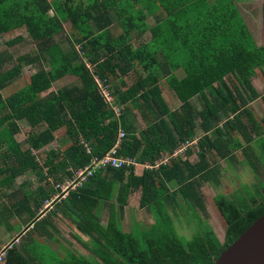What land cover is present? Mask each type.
Returning a JSON list of instances; mask_svg holds the SVG:
<instances>
[{
    "label": "trees",
    "instance_id": "obj_1",
    "mask_svg": "<svg viewBox=\"0 0 264 264\" xmlns=\"http://www.w3.org/2000/svg\"><path fill=\"white\" fill-rule=\"evenodd\" d=\"M147 16L154 17L152 26L147 24ZM162 19L167 28L160 26ZM114 21L118 32L112 30ZM66 22L72 26L70 31L64 30ZM18 28L26 30L35 51L16 57L0 52V90L20 75L23 64L40 66L11 94L2 96L0 92V132L8 127L11 138L19 131L20 120L32 127L43 126L28 134L26 148L20 149L13 141L18 148L0 153V180L7 184L26 170L35 171L41 180L52 179H48L49 188L39 200L25 194L22 201L12 205L21 209L28 206L23 223L33 220L40 204L50 197L49 190L54 193L55 183L72 177L92 155L104 154L114 143L119 127L125 135L118 154L140 163H153L172 153L195 136L198 125L203 131L195 162L177 156L140 172L134 166L107 167L95 170L85 182L69 190L62 203L53 205V211L62 213L87 237L93 255L87 258L67 250L58 264H213L264 213V188L254 195L243 186L237 193L241 210L228 199L215 197L225 222L222 242L207 224L184 242L167 212L168 205L176 206L177 194L204 209L201 184L213 176L214 166L207 160L211 150L226 159L238 146L245 143V148L256 139L259 154L253 153L247 161L254 170L256 162L264 170V121H252L244 111L246 99L256 97L251 78L256 68L264 67V44L254 42L234 0H0V35ZM147 30L151 38L133 45V38ZM58 34L63 37L56 39ZM20 39L18 36L8 42ZM62 40L67 42V49L62 47ZM10 61L14 62L6 68ZM138 66L145 74H137L135 81L126 85L123 77ZM179 69L183 71L181 77L176 74ZM66 75L80 83L50 90ZM93 76L103 81L123 105L119 116L104 102ZM160 79L179 99L177 109L166 103ZM195 96L202 104L200 109L191 101ZM134 110L145 122L141 130L134 124ZM61 127L70 140L68 145L51 148L44 157L38 155ZM190 153L187 150L186 154ZM172 183L174 189H170ZM136 191L138 206L153 217L151 234L143 240L124 231L114 213L110 212L102 224L95 212L100 202L116 203L118 210H123L131 203V196L135 200ZM31 200L33 207L29 206ZM32 228L43 230L48 237L55 230L48 214L34 221ZM21 243L12 241L0 264H35Z\"/></svg>",
    "mask_w": 264,
    "mask_h": 264
},
{
    "label": "rangeland",
    "instance_id": "obj_2",
    "mask_svg": "<svg viewBox=\"0 0 264 264\" xmlns=\"http://www.w3.org/2000/svg\"><path fill=\"white\" fill-rule=\"evenodd\" d=\"M146 22L149 26H152L155 23V19L153 16H147ZM160 26L162 28H167V22L165 21V19H162V21L160 22ZM63 27L65 31H70L72 29V26L69 22L64 23ZM112 30L114 32L120 31V28L117 26L115 21ZM18 36L21 37L20 40H17L13 43L8 42L14 37ZM62 37L63 36H60L59 34L55 36L56 39H61ZM150 38L151 32L147 30L141 36H135L132 40V43L133 45H138L140 43L148 41ZM61 43L64 49L68 48V44L66 41L62 40ZM34 48L35 43L31 40L24 28H18L0 35V52L6 51L13 57H16L17 55L23 53L33 54L35 51ZM13 62L10 61L5 65V67H10ZM39 66V64H23L20 75L17 76L14 81L9 83L2 90H0L2 96H7L8 94H11L16 89L24 85L29 80V76L34 73ZM42 66L48 68V65L46 63H43ZM137 74L144 75L145 72L141 67H136L134 71L123 77L125 84L130 85L131 83H133L136 79ZM176 74L181 77L183 75V71L179 69L176 71ZM79 83L80 81L78 78L72 75H66L55 81L50 90H56L57 88H60L62 86L78 85ZM159 85L168 106L171 109H177L180 101L175 95L174 91L171 88L167 87L164 79H160ZM251 85L254 89L256 97L253 100L246 99L244 111L252 121L261 123L264 121V67L262 69H255L254 75L251 78ZM45 93L46 92H43L41 95H44ZM237 99L239 102H241L238 96ZM191 101L196 105L198 109L202 107V104L197 96L193 97ZM134 124L137 130H141L145 127V122L141 118L139 112L136 110H134ZM18 125L19 131L13 134L11 138L9 137L10 131L7 130L8 127H3L1 129L0 153L4 151H10V149L15 150L18 147L20 149L26 148L28 146L26 142V137L28 136V134L39 130L43 126L37 125L32 127L24 120H20L18 122ZM202 134L203 131L198 125L195 135L200 137V135ZM251 135L253 136V138L256 137L254 134ZM54 136L55 139L53 141L37 151L38 155H42L44 157L49 149H62L65 148L70 142L64 127L56 130L54 132ZM236 137L243 140L240 136ZM9 141H12V143L14 141V143L18 144V147H16L14 143L8 145V143H10ZM244 145L246 144L243 143L241 146H238L232 157L226 159L221 158L215 150L209 151L207 160L211 166H214V170L212 178L208 181L202 182L201 184V193L203 196L202 199L204 204L203 210L193 206L190 202H188V200H185L179 194L176 195V206H167L169 217L182 241L186 242L191 240L196 233L203 231L204 225L207 224L214 231L220 242H222L224 238L225 222L216 205L215 197H218L221 200L228 199L236 206L238 210H241L237 193L241 192L242 188L244 189V187H246L254 195L257 194L256 190L259 193L262 192V187L264 188V184H260V182H264V170L257 162L254 170V167L250 164V162L247 161V157L251 156L253 153L258 156L260 151L259 142L254 139L253 141L249 142V144L245 146V148H243ZM196 149V146L191 147L188 149L191 153L189 155L186 154V157H188L189 161L191 162H195L197 160ZM33 151L36 152V150ZM179 157L185 158V155L183 154ZM251 158H253V155L251 156ZM140 171L141 168L138 167L136 169V172ZM25 177L30 178L31 180L36 179L34 178V173L32 171L26 172ZM174 188L175 185L172 183L170 185V189ZM134 194L135 200L133 199V196H131V203L129 202L130 204L126 205L121 211L118 210L116 203L110 204L100 202V205L95 209V212L97 213L102 224L106 223L109 212L114 213V217L115 219H117V224L124 231H131L132 233H134V235L136 234L140 240H143L147 235L151 234V224L153 223V217L147 209L140 208L138 206V191L134 192ZM65 221V223L68 225L67 220ZM15 222L16 221H14L11 225L10 222L7 221V223L11 225V229L13 231L19 230L17 231V233H20L29 224H23L24 221H22V227H18ZM55 226L56 231H54V235H57L56 240L58 241V244L54 246L56 250L53 249L49 243H47L49 241V238H42L41 234H39V230L31 229V227H29V229L31 230L28 233V238L20 236L23 249L26 250L31 259L35 261V264H58V259L61 257V255H63V250L59 248V246L61 245H63L64 247V252L66 249H70L86 256L87 258L90 257V255L92 254L90 250L91 244L84 234L77 235V237L79 238L77 239L71 232H69L68 229L64 228L59 223L56 222ZM1 232H4L3 225H0V238L2 237ZM11 236V233H7V240H9L10 238L12 240L13 238Z\"/></svg>",
    "mask_w": 264,
    "mask_h": 264
},
{
    "label": "crops",
    "instance_id": "obj_3",
    "mask_svg": "<svg viewBox=\"0 0 264 264\" xmlns=\"http://www.w3.org/2000/svg\"><path fill=\"white\" fill-rule=\"evenodd\" d=\"M208 1L214 2L215 0H208ZM234 3L237 7L240 18L243 20V23L248 29L254 42L257 45L264 44V0H234ZM29 171H32L34 173V178H36L35 180L34 179L31 180L30 178L25 177V173ZM47 178L49 179L50 177L48 176ZM66 178L67 177H65V179ZM48 179L47 181H49ZM47 181L45 179L41 180L40 175L35 173V171L33 170H26L23 173L14 175L13 180L8 182L7 184L3 183V181L0 180V225H3V229H4V232H1L2 237L0 238V249L4 245L12 242L13 239H15L16 237H18L17 245H19L21 243L20 236H24L28 238V233L30 232L31 229H33L32 228L33 222L42 219L43 217H45L46 214L50 215L51 217L52 224L55 227L54 231H56L55 223L57 222L64 228L68 229L69 232H71L77 239H79L77 235H82V233L79 232L76 229V227H74L75 225L73 226V224H70V222L62 215V213H60L58 210L53 211L54 210L53 208H55L56 204L62 203V201L68 195L67 194L63 198L61 197L58 199H52L53 195L57 191L55 189H54V193L52 189L49 190L48 196L50 197L48 199H45L40 204L36 212V216L33 218L32 221L29 222L28 226L24 230H22L20 233H17V231L19 230L13 231L11 229L12 228L11 225L13 224L14 221H16L15 224L18 225V227L19 226L22 227V225L25 223L22 224L21 222L23 221V219H25V215H27L29 212L28 206L21 209L19 208V206L14 208L12 205H16L17 203L22 201L25 194H30V197L34 198L35 200H39L40 196L44 195L45 190L49 188ZM46 200H51V204L45 205ZM29 206L33 207L32 200L29 202ZM63 219L67 220V223L70 226H68L65 223L66 221ZM4 220L9 221L11 225L8 223L7 224L5 223L6 224L5 225ZM29 227H31V229H29ZM7 233L12 234L11 236L13 238L12 240L11 238L7 240ZM39 234H41L42 238L44 237L49 238V241L47 243H49L51 247L55 249L54 246L58 244V241L56 240L57 235H54V232L51 234V237L45 236V232H43V230H39ZM59 248L63 250V255L66 253L67 250H70V249H66L64 252L63 245L59 246Z\"/></svg>",
    "mask_w": 264,
    "mask_h": 264
},
{
    "label": "built area",
    "instance_id": "obj_4",
    "mask_svg": "<svg viewBox=\"0 0 264 264\" xmlns=\"http://www.w3.org/2000/svg\"><path fill=\"white\" fill-rule=\"evenodd\" d=\"M94 81L97 85V88L104 100V102L109 106V108L113 111L116 116H119L123 105L117 102L115 97L112 95L109 89L105 86L103 81H101L97 76H93ZM125 132L124 130L119 127L117 130V135L114 143L112 146L102 155H92L89 159V162L83 166L79 167L74 171L72 177H67L62 182H58L54 184V189L57 190L53 195L52 199L63 198L68 194L69 190L75 189L77 186L81 185L85 182L89 176L93 174L95 170L98 169H105L107 167L112 168H124L129 166H134L136 169L139 168H156L160 164L168 163L169 159L172 157L182 156L183 154L186 157V152L189 148L194 147L197 145L199 137L197 135L193 136L192 138L186 139L181 144L175 148V150L170 154H164L159 159L152 162H138L134 157L125 156L118 154V150L121 144L122 139L124 138ZM86 146V151L90 153V147ZM34 152V151H33ZM183 153V154H182ZM49 180H52L49 178ZM51 199V200H52ZM51 200H46L45 205H50ZM13 242H18V237L13 239ZM12 242L4 245L0 249V261L6 254V250L11 247Z\"/></svg>",
    "mask_w": 264,
    "mask_h": 264
},
{
    "label": "water",
    "instance_id": "obj_5",
    "mask_svg": "<svg viewBox=\"0 0 264 264\" xmlns=\"http://www.w3.org/2000/svg\"><path fill=\"white\" fill-rule=\"evenodd\" d=\"M213 264H264V213L229 244Z\"/></svg>",
    "mask_w": 264,
    "mask_h": 264
}]
</instances>
